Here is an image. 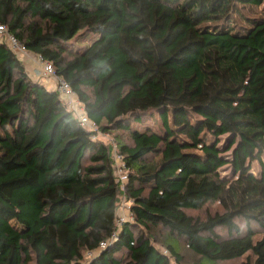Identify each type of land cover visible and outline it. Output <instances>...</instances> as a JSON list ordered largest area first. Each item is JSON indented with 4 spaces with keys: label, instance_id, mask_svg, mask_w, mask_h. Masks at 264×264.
Returning a JSON list of instances; mask_svg holds the SVG:
<instances>
[{
    "label": "trees",
    "instance_id": "1",
    "mask_svg": "<svg viewBox=\"0 0 264 264\" xmlns=\"http://www.w3.org/2000/svg\"><path fill=\"white\" fill-rule=\"evenodd\" d=\"M263 2L0 0V24L131 141L115 137L121 187L109 145L0 42V264L180 263L179 239L193 264H264Z\"/></svg>",
    "mask_w": 264,
    "mask_h": 264
},
{
    "label": "built area",
    "instance_id": "2",
    "mask_svg": "<svg viewBox=\"0 0 264 264\" xmlns=\"http://www.w3.org/2000/svg\"><path fill=\"white\" fill-rule=\"evenodd\" d=\"M0 42L5 43L14 53H22L27 57H30V54L24 47V45L16 38L15 35L9 33L4 24H0ZM34 61L37 65V76L39 75L44 79L46 86L51 88L59 93L61 98L66 103L67 109L73 113V115L77 118L79 124L83 127L88 128L91 131L97 130V125L93 123L88 116L85 114L83 105L80 100L75 95L74 91L70 87L69 83L65 81L63 78L57 76L55 74V70L53 64L50 61L44 60L39 55H34ZM114 169L116 180L123 185L124 180L121 179L120 175H122L124 170V165L121 162L119 156L114 158ZM130 202L127 200L124 204H122V209L127 210V214L120 215L116 220L117 228L125 221H132L134 216L131 214L130 210ZM116 238V232L113 233L112 239ZM106 246V242L100 243V249ZM93 252H87V259L73 262L69 264H85L89 258L93 256Z\"/></svg>",
    "mask_w": 264,
    "mask_h": 264
},
{
    "label": "rangeland",
    "instance_id": "3",
    "mask_svg": "<svg viewBox=\"0 0 264 264\" xmlns=\"http://www.w3.org/2000/svg\"><path fill=\"white\" fill-rule=\"evenodd\" d=\"M248 11V10H247ZM248 14H263L264 13V2L263 4L258 8V9H252V11H248ZM68 44H66L67 47L69 48H75V49H81L84 46H86L89 42H74V41H68ZM17 57L25 64L26 61H29L32 65H35V61H34V55L30 54V57H27L25 54L22 53H16ZM37 68V65H36ZM35 68V69H36ZM35 71V70H34ZM38 78L40 79L41 77L38 75ZM43 79V78H41ZM94 138L99 139L103 144L105 145H109L111 152L113 154V157L115 158L116 152H117V147H116V135H118L119 133L116 131H110V132H106L103 133L98 129L97 126V130L94 131ZM121 136V140H123L124 143L127 144H131V141L128 138L127 134H119ZM154 156H151L150 160L154 159ZM88 158H86L85 162L86 164H88L90 161H87ZM156 159V158H155ZM225 171V170H223ZM252 172L259 175L261 172L264 173V159L261 162H253L252 164ZM126 171L123 170L122 175H120L121 179L125 181L126 178ZM225 173V172H223ZM126 201V199L124 198V196H121L120 201H119V207L117 210V218L122 215V214H127V210L122 209V204H124ZM216 211H220L219 206L214 203V202H210L207 203L206 205H204L201 209L199 210H189L187 211L188 214L193 215V216H197L200 219H205L207 217V215H211L213 213H215ZM138 232H136L137 234ZM167 236L166 231L162 230L161 228H154L151 230V239H152V243L159 248L160 250H164L163 246L161 245V241H165V238ZM260 235L255 236V239H257ZM177 250L179 251V253L182 255V261L180 263L176 262L174 260V258H171V264H193L198 260V257L195 256L192 252H190L186 246H185V240L184 239H179L177 242ZM121 255V254H120ZM124 255V253L122 254ZM121 255V256H122ZM246 256V255H245ZM245 256L236 259V260H231V261H218L216 264H243L244 263V258ZM87 259V253H85L84 255V260Z\"/></svg>",
    "mask_w": 264,
    "mask_h": 264
},
{
    "label": "crops",
    "instance_id": "4",
    "mask_svg": "<svg viewBox=\"0 0 264 264\" xmlns=\"http://www.w3.org/2000/svg\"><path fill=\"white\" fill-rule=\"evenodd\" d=\"M26 70H27V72H28V74H29V76H31L32 78H38V76H37V68H36V64L35 65H32L29 61H26ZM25 65V64H24ZM36 68V69H35ZM35 70V71H34ZM40 80L43 82V83H45V81H44V79H41L40 78ZM46 85V84H45Z\"/></svg>",
    "mask_w": 264,
    "mask_h": 264
}]
</instances>
